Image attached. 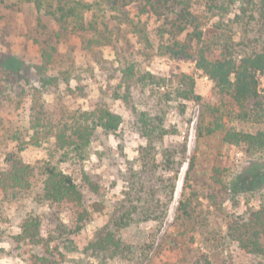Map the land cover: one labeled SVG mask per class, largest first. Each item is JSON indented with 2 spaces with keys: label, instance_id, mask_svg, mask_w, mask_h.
I'll return each mask as SVG.
<instances>
[{
  "label": "rangeland",
  "instance_id": "1",
  "mask_svg": "<svg viewBox=\"0 0 264 264\" xmlns=\"http://www.w3.org/2000/svg\"><path fill=\"white\" fill-rule=\"evenodd\" d=\"M94 2L97 0H82ZM173 9L178 6L170 0ZM197 12L207 9L202 0H192ZM99 25L111 41L86 48L79 35L61 32L59 24L51 17L40 13L32 3L18 0H0V171L6 167V155L18 152L22 158L36 168L34 187L31 191L0 194V264H30L31 252H42L40 247L18 243L14 236L20 232L23 218L36 214L42 220V235L51 238L52 244L64 253L63 264H176L183 256L196 248H207V236L225 234L226 222L232 215L249 212L264 202V152L250 154L242 148L222 141V132L198 136V124L202 104H228L217 90L215 83L202 70L197 69L194 58H175L159 55L156 47L160 42L159 31L174 13L168 8L162 16L140 13L138 4L124 5L112 10L107 5L96 8ZM93 13V12H92ZM88 12L89 18L92 16ZM203 22L208 35L218 32L215 22L218 15L208 12ZM210 16V17H209ZM234 16V11L230 14ZM137 28L144 29L152 45H146ZM107 28V29H106ZM236 37L242 34V26L236 24ZM92 36L91 33L88 34ZM186 33H182L183 39ZM59 38V39H58ZM170 35H165V41ZM52 42L57 46L53 67L69 69L71 85H83L86 95L73 97L66 93V84L45 92L44 98L50 108L66 106L69 109H87L99 98L105 99L112 110L121 114L123 122L114 134H97L92 142L91 155L85 168L100 184V192L94 193L81 180L79 169L69 163L62 164L83 190L87 204L93 205L94 216L87 220L81 230H76L77 213L72 204L51 203L40 200L41 174L38 168L50 158L49 143L41 146L23 144L30 140V100L27 93L39 84L35 66L41 60V46ZM15 59V60H14ZM12 62L13 65H9ZM134 62L143 70H150L166 76L172 83L178 82L182 73L192 74L196 80V93L201 101L171 100L167 109V126L172 131L165 141H157V168L144 164L140 147L147 144L137 127L132 105L124 100L105 95L110 85L120 82L121 67ZM80 76V80L78 77ZM264 86V78L262 88ZM132 101L137 108L147 106L146 99L135 91ZM264 101V91L261 90ZM22 104L19 106V102ZM253 101L251 105L253 107ZM227 121V119H226ZM239 129L255 130L251 122H231ZM173 130H176L174 132ZM187 143L186 158L181 164L176 187L169 203L167 214L161 224L155 243L148 256L128 258L122 255L108 257L87 249L86 245L107 230H115L125 242H131L138 249L148 245L147 234L155 229L151 220L135 221L127 227H120V209L125 201L136 200V188L145 179L164 202L163 181L171 173L163 168L162 149ZM22 146L23 149H20ZM101 155L99 152H102ZM221 167L222 182L212 178L214 167ZM261 172V173H260ZM236 188H233V184ZM190 199L195 221L187 226L179 210L181 200ZM122 233V234H121ZM195 234V243H191ZM227 264H264V257L244 251L238 242L226 240L217 251ZM214 254V253H213ZM190 256V255H188ZM217 259V255H212Z\"/></svg>",
  "mask_w": 264,
  "mask_h": 264
},
{
  "label": "trees",
  "instance_id": "2",
  "mask_svg": "<svg viewBox=\"0 0 264 264\" xmlns=\"http://www.w3.org/2000/svg\"><path fill=\"white\" fill-rule=\"evenodd\" d=\"M207 5L206 12H197L192 8V0H174L178 9L174 10L170 0H18L32 3L36 10L54 19L61 32L79 35L86 48H91L111 41V37L100 28L96 8L107 5L112 10H120L124 5L138 4L139 12L162 16L166 9H172L174 17L160 29V42L156 47L159 55L175 58H194L197 69L212 79L218 92L229 100L227 104H202V113L198 124V136L222 132V141L254 154L264 152V101L261 90L264 78V0H202ZM92 13L89 18L88 12ZM234 16L231 17V12ZM210 12L218 15L215 27L218 32L208 35L203 18ZM210 17V16H209ZM236 24L242 26V34L236 37ZM146 45H152L148 33L137 28ZM107 29V28H106ZM91 33L92 36L88 34ZM182 33H186L183 39ZM170 40L165 41V35ZM59 39V38H58ZM57 46L46 42L41 46V60L35 68L39 76V84L27 93L30 100L29 129L30 140L23 144L41 146L49 143L50 158L39 168L41 174L40 200L51 203L66 202L76 207V230H81L90 220L96 208L87 204L84 193L74 177L63 169L62 164L69 163L79 169L82 182L94 193L100 192V184L96 182L85 168L91 155L92 142L100 132L116 133L122 122L121 114L112 110L108 102L99 98L87 109H69L59 106L57 109L47 106L44 94L52 88L66 84V93L73 97L86 95L83 85L75 88L71 85L72 73L69 69L53 67ZM15 60V59H14ZM9 65H13L12 62ZM120 82L111 86L105 95L124 100L132 105L137 127L147 144L140 147L144 164L157 168L160 162L156 159L157 141L163 142L172 131L167 126V109L171 100H196L201 97L196 93L194 75L182 73L178 82L172 83L166 76L158 75L150 70L139 68L134 62H127L121 69ZM80 80V76H77ZM146 99L145 108H137L132 101L135 91ZM253 107L250 106L251 102ZM22 101L19 102V106ZM227 119V121H226ZM231 122H251L257 125L255 130L239 129ZM176 132V130H173ZM22 146L20 149H23ZM157 151V150H156ZM101 155L102 152H99ZM187 143L164 147L161 162L163 168L171 173L163 181V191L167 199L162 198L149 188L145 179H141L136 188V200L123 202L119 220L120 227L132 225L137 219L156 222L155 229L147 234L148 245L138 249L131 242H125L122 235L115 230H107L86 245L96 253L115 257L122 255L135 258L148 256L161 224L167 214L169 203L176 187V179L180 167L186 158ZM223 169L214 167L212 178L222 182ZM261 173V172H260ZM36 168L27 163L18 152L6 155V167L0 171V194L31 191L34 187ZM233 188H236L234 183ZM190 199L181 200L179 210L186 221L192 225L195 221L194 209ZM20 232L14 236L15 241L40 247L42 252H31L27 260L30 264H63L65 255L52 244L51 238L42 235V220L36 214L25 216L20 225ZM122 234V233H121ZM226 240L236 241L249 253L264 257V202L258 207L241 215H232L226 222L225 234L207 236V248H196L191 254L183 256L176 264H227L222 252H212L220 248ZM193 234L191 243H195ZM214 253V254H213ZM212 255H217L214 260Z\"/></svg>",
  "mask_w": 264,
  "mask_h": 264
}]
</instances>
